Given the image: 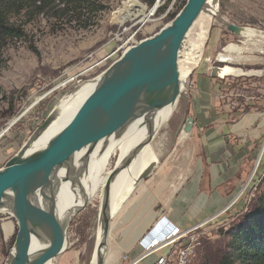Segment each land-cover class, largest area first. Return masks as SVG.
Listing matches in <instances>:
<instances>
[{"label":"rangeland","instance_id":"rangeland-1","mask_svg":"<svg viewBox=\"0 0 264 264\" xmlns=\"http://www.w3.org/2000/svg\"><path fill=\"white\" fill-rule=\"evenodd\" d=\"M183 1L155 0L150 6L141 0H93V8H83L82 11L64 13L55 7L40 13L29 10L12 13L10 21L20 26L22 35L6 40L0 48V168L17 153L54 107L62 108L70 94L85 82H95L100 72L128 46L167 24L171 15L180 10ZM161 5H164L162 11L158 10ZM127 12L132 15H127ZM227 23L252 28L256 35L224 37L222 34L229 31L225 27ZM229 44L238 45L241 51L230 53L234 57L231 62H219L218 55L226 53L223 49ZM263 52L264 0H218L200 59L182 87L171 118L188 100L187 96L193 93L195 71L201 67L227 65L242 71L218 74L224 76L219 83V99L229 105L233 119L227 124L236 122L248 111L244 105L247 96L252 98L248 100L250 103H257L261 98L258 86L263 76L255 71L263 69L259 63ZM158 136L153 139L157 140ZM153 139L149 144L151 147H154ZM255 154L246 170L248 172L238 182L230 208L223 213L218 211L213 219L214 215L193 224L199 225L196 231L200 234V246L192 264L202 261L207 245L221 247L225 251L228 249L230 224L250 209L264 190L263 134ZM117 161L116 154L112 152L105 162L102 176H107ZM101 193L102 190H97L96 195L69 220L66 226L67 248L50 264L90 263L98 229ZM9 215L0 213V264L8 260L18 231L16 219Z\"/></svg>","mask_w":264,"mask_h":264},{"label":"water","instance_id":"water-1","mask_svg":"<svg viewBox=\"0 0 264 264\" xmlns=\"http://www.w3.org/2000/svg\"><path fill=\"white\" fill-rule=\"evenodd\" d=\"M206 2L186 0L167 24L128 46L100 72L76 112L45 144L30 150L31 143L55 119V107L0 168V208L7 205L18 224L14 248L4 264H45L67 248L66 226L88 200L83 201L66 222L59 221L48 192L49 180L62 168L72 169L75 153L98 147V151H104L109 140L120 139L134 122L146 115L153 116L166 103L178 101L182 89L177 58L187 32ZM225 27L234 34H239L241 29L232 23ZM219 68L212 67L211 75H218ZM161 125L152 127L139 139L129 156L115 163L107 175L98 208L100 217L93 250L95 264L105 261L109 221L114 211L109 207L111 185L117 174L128 168L140 150L150 144ZM147 168L136 180L146 176ZM81 173H84L83 165L80 174L70 178L71 186ZM34 241H40L43 247L34 248ZM104 248L103 253L101 249Z\"/></svg>","mask_w":264,"mask_h":264},{"label":"crops","instance_id":"crops-1","mask_svg":"<svg viewBox=\"0 0 264 264\" xmlns=\"http://www.w3.org/2000/svg\"><path fill=\"white\" fill-rule=\"evenodd\" d=\"M226 35L236 36L231 31ZM211 70L201 67L193 73V93L155 134L148 173L110 217L104 264H120L125 253L132 258L141 254L139 240L162 217L180 228L206 221L230 203L248 172L264 135V69L259 70L261 98L250 103L247 96L248 111L233 124H227L233 121L229 105L219 99L224 76H212ZM164 252L153 253L142 264H153Z\"/></svg>","mask_w":264,"mask_h":264},{"label":"bare ground","instance_id":"bare-ground-1","mask_svg":"<svg viewBox=\"0 0 264 264\" xmlns=\"http://www.w3.org/2000/svg\"><path fill=\"white\" fill-rule=\"evenodd\" d=\"M215 4V0H207L205 7L195 19L182 43V47L177 58L181 89L187 81L191 70L200 59L201 50L212 23ZM127 15H132V13L127 12ZM239 34H242L245 37H252L256 35L255 30L252 28H241ZM223 50L226 53H218V60H220V62H231L234 57L231 56L230 53L240 52L241 47L229 44ZM231 72L241 73L242 71L227 65L220 67L218 70L219 75H221V73L227 74ZM255 72L261 73L259 70ZM94 83V81L83 83L79 89L69 95L67 102L62 108L61 106L56 108L55 119L39 134L37 139L31 143L30 150L33 149V147H40L45 144L47 139L71 118ZM176 105L177 101H172L166 103L162 109L156 110L153 116H143L141 119L129 126L125 134L120 139L117 141L109 140L104 151H98V147L94 150L85 152V149H83L80 152L75 153L71 165L72 169L69 171H66L64 168L60 169L59 173L53 176L48 182V192L55 204V214L57 219L61 222H66L71 218L74 210L80 206L83 201L86 199L90 200L96 195L97 190L101 191L103 189L108 176H102V174L106 169L105 162L110 157L112 152L115 153L118 158L117 164L121 163L123 159L129 156L132 148L137 144L139 139L143 138L148 131L152 129V127L159 125L160 123L163 125L171 117ZM153 158V149L147 144L140 150L131 165L117 174L111 185V195L109 199V207L111 210H116L122 199L134 186L137 181L136 179L139 177L141 172L149 166V162ZM82 165L84 166V173H81L79 179L75 181L76 183L71 186L70 178L73 176L75 177L78 173L80 174ZM0 213H8L11 215L7 205L0 208ZM98 217H100V213H98ZM98 233H100L99 230ZM42 244L43 243L40 241H34V248L43 247ZM101 251L104 253L105 248L101 249ZM45 264H50V261ZM89 264H95V255H93V253Z\"/></svg>","mask_w":264,"mask_h":264},{"label":"trees","instance_id":"trees-1","mask_svg":"<svg viewBox=\"0 0 264 264\" xmlns=\"http://www.w3.org/2000/svg\"><path fill=\"white\" fill-rule=\"evenodd\" d=\"M153 5L155 0H141ZM186 0L182 2L184 5ZM62 5V7H59ZM94 6L93 0H0V48L8 39L20 38L22 29L10 21L12 13L26 10L40 13L58 7L60 11H82ZM181 6V7H182ZM180 7V8H181ZM164 5L158 10L162 11ZM89 11V9H88ZM175 13L170 18L174 17ZM227 250L207 245L199 264H264V190L250 209L240 214L227 230Z\"/></svg>","mask_w":264,"mask_h":264},{"label":"built area","instance_id":"built-area-1","mask_svg":"<svg viewBox=\"0 0 264 264\" xmlns=\"http://www.w3.org/2000/svg\"><path fill=\"white\" fill-rule=\"evenodd\" d=\"M125 43L127 44V41ZM261 61L264 69V55ZM231 203L223 208L221 213L227 211ZM198 227L199 225H192V227H187V229L180 228L170 223L165 217H162L139 240V245L142 249L141 254L132 258L125 253L122 255L120 264H142L143 260L161 249H166V252L158 256L153 264H192L197 248L200 246L198 239L200 234L196 231ZM208 235L210 236V234Z\"/></svg>","mask_w":264,"mask_h":264}]
</instances>
